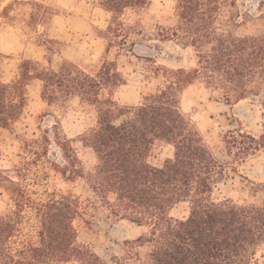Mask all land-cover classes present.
Returning <instances> with one entry per match:
<instances>
[{"label":"trees","instance_id":"1","mask_svg":"<svg viewBox=\"0 0 264 264\" xmlns=\"http://www.w3.org/2000/svg\"><path fill=\"white\" fill-rule=\"evenodd\" d=\"M149 1L97 0L111 15L106 35L127 36L121 14ZM226 3L175 0L176 26L166 35L182 38L194 49L195 67L165 70L162 86L137 105L113 99L114 90L126 80L116 62L107 59L86 70L65 60L52 67L48 58V65L27 58L15 77L0 79L1 128L20 118L32 80L40 81V96L48 105L64 107L77 100L83 111L92 113L94 125L80 138L96 156L90 170L83 169L72 141L57 124L27 146L46 150L51 132L63 160L53 163L64 178H83L111 215L147 227L126 240L120 254L104 259L76 243L73 221L81 211L76 195L52 193L35 201L27 186L18 185L10 198L12 207L0 213V264H252L264 246V198L260 204L237 203L215 200L211 193L225 179L228 164L264 150V121L258 137L228 130L223 141L234 161L219 160L179 107L181 92L195 80L220 91L228 102L244 98L247 86L259 80L264 108V22L243 34L222 27L217 21ZM257 7L264 20V0ZM161 143L172 146L173 154L151 164L148 158ZM180 202L188 204L187 216L171 217L169 211Z\"/></svg>","mask_w":264,"mask_h":264},{"label":"rangeland","instance_id":"2","mask_svg":"<svg viewBox=\"0 0 264 264\" xmlns=\"http://www.w3.org/2000/svg\"><path fill=\"white\" fill-rule=\"evenodd\" d=\"M231 1L227 0L217 21L222 27L243 34L263 25L257 7L259 0H233L234 4ZM174 4L175 0H150L144 7L125 9L120 16L127 32L123 38L106 35L111 15L97 0H0V79L8 81L15 77L19 63L27 58L45 65L48 58L52 67L65 60L86 70H95L107 59L116 62L126 80L114 90L113 99L121 105H137L143 96L162 86L165 70L195 67L194 49L186 46L184 39L166 35L176 26ZM47 47L54 49L49 51ZM40 91V81L29 82L20 118L9 128L0 127V213L12 207L10 198L18 185L27 186L35 201L52 193L72 192L81 205L80 214L73 221L76 243L104 259L120 254L124 242L145 232L147 227L111 215L83 178L72 181L64 178L53 163L61 164L63 160L51 132L48 133L51 144L46 150L27 146L57 124L72 141L83 169L90 170L96 156L80 138L94 125V117L83 111L77 100L64 107L48 105ZM261 91V82L255 80L247 86L244 98L228 102L220 91L195 80L181 92L179 107L216 158L234 161L227 156L224 135L228 130L240 129L258 137L264 121ZM34 151L45 154L36 155ZM172 154V146L157 144L148 161L159 165ZM228 166L225 179L213 189L211 198L260 204L264 198V150ZM187 214L185 202L169 211L173 218H184ZM252 264H264V246Z\"/></svg>","mask_w":264,"mask_h":264}]
</instances>
